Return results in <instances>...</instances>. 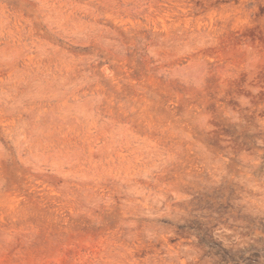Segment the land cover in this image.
<instances>
[{
  "label": "rangeland",
  "instance_id": "rangeland-1",
  "mask_svg": "<svg viewBox=\"0 0 264 264\" xmlns=\"http://www.w3.org/2000/svg\"><path fill=\"white\" fill-rule=\"evenodd\" d=\"M0 264H264V0H0Z\"/></svg>",
  "mask_w": 264,
  "mask_h": 264
}]
</instances>
